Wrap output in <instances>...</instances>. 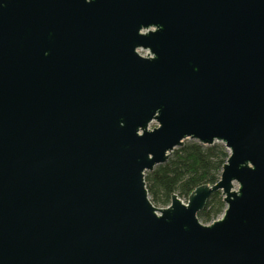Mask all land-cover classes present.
<instances>
[{"label":"water","instance_id":"95a60500","mask_svg":"<svg viewBox=\"0 0 264 264\" xmlns=\"http://www.w3.org/2000/svg\"><path fill=\"white\" fill-rule=\"evenodd\" d=\"M185 140L219 180L155 206ZM0 264H264V0H0Z\"/></svg>","mask_w":264,"mask_h":264},{"label":"trees","instance_id":"16d2710c","mask_svg":"<svg viewBox=\"0 0 264 264\" xmlns=\"http://www.w3.org/2000/svg\"><path fill=\"white\" fill-rule=\"evenodd\" d=\"M228 154L222 143L203 145L196 140H186L173 150L166 162L145 172V186L151 202L158 207L167 206L173 193L187 202L189 194L197 186L212 185L219 180ZM224 208L220 191H215L197 217L207 224L219 217Z\"/></svg>","mask_w":264,"mask_h":264},{"label":"rangeland","instance_id":"374dc122","mask_svg":"<svg viewBox=\"0 0 264 264\" xmlns=\"http://www.w3.org/2000/svg\"><path fill=\"white\" fill-rule=\"evenodd\" d=\"M186 141V140H185ZM237 186V184H235V187ZM183 201V200H182ZM184 202V201H183ZM159 207H164V206H159Z\"/></svg>","mask_w":264,"mask_h":264}]
</instances>
